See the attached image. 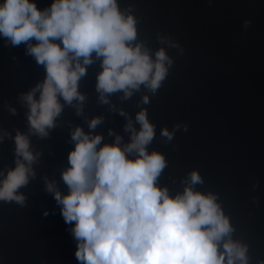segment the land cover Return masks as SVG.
<instances>
[{"label": "water", "instance_id": "1", "mask_svg": "<svg viewBox=\"0 0 264 264\" xmlns=\"http://www.w3.org/2000/svg\"><path fill=\"white\" fill-rule=\"evenodd\" d=\"M33 2L43 10L52 0ZM116 3L136 22L131 46L140 44L153 61L163 50L172 61L164 62V80L155 93L141 84L127 99L123 91L105 93L108 103H102L96 91L102 58L93 52L92 64L80 61L86 74L77 91L84 100L74 99L69 105L58 96L62 110L54 127L46 128V137L29 130V107L22 98L43 83L45 68L26 54L25 44L6 45L0 36V181L17 159L27 166L15 154L17 131L27 136L29 151L36 157L30 166L34 176L29 175L28 184L16 192L25 198L24 204L0 200V264H78L72 224L64 222L47 184L67 194L61 174L70 166L68 153L75 144L71 133L76 127L90 137L102 136L97 148L114 143L116 136L123 148L131 142L125 126L131 122L140 130L136 115L141 110L155 133L146 151L159 152L166 161L156 186L166 188L170 197L182 194L185 187L214 195L233 229L218 251L230 238L247 247V264H259L264 261V0ZM39 95L36 91L33 98L38 100ZM94 117L101 123L89 129ZM162 129L172 133L171 140L161 135ZM193 171L202 183L189 184Z\"/></svg>", "mask_w": 264, "mask_h": 264}, {"label": "clouds", "instance_id": "2", "mask_svg": "<svg viewBox=\"0 0 264 264\" xmlns=\"http://www.w3.org/2000/svg\"><path fill=\"white\" fill-rule=\"evenodd\" d=\"M135 23L132 16L119 11L116 0H52L43 10L33 0L0 3V36L6 38L5 44H25L26 54L46 71L43 83L22 97L29 107L30 131L48 135L46 128L54 127L62 110L58 96L69 105L74 99L84 100L77 91L78 81L86 74L82 64L93 63V52L102 58L96 78L102 103H108L105 93L123 91L127 99L141 84L155 93L166 76L168 58L159 50L153 61L140 44L131 46ZM36 91L38 100L33 98ZM143 103H148V97ZM136 121L138 132L131 122L125 126L131 142L123 148L119 136L114 143L97 148L103 137H90L76 127L71 133L75 144L68 153L70 166L61 174L67 194L47 184L46 190L61 206L64 222L72 224L78 264H247V247L230 238L218 251L233 229L214 195L185 187L182 194L170 197L166 188L156 186L166 161L159 152L146 151L155 133L145 110L136 115ZM100 123L101 118L94 117L88 127L95 129ZM161 135L172 139L166 129ZM14 142L16 156L27 166L20 159L15 161V168L0 181V200L23 205L25 198L16 192L28 184L29 175L34 176L30 166L36 157L29 151L27 136L17 131ZM133 152L136 158L128 159ZM197 183L202 180L193 171L189 184Z\"/></svg>", "mask_w": 264, "mask_h": 264}]
</instances>
